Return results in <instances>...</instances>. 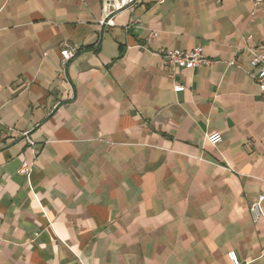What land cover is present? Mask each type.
Masks as SVG:
<instances>
[{
    "label": "crops",
    "instance_id": "1",
    "mask_svg": "<svg viewBox=\"0 0 264 264\" xmlns=\"http://www.w3.org/2000/svg\"><path fill=\"white\" fill-rule=\"evenodd\" d=\"M101 13L0 0V264H232L231 250L264 264L249 211L264 98L247 50H264V5L140 0L102 32ZM197 45L213 65L164 64ZM65 47L79 49L66 76Z\"/></svg>",
    "mask_w": 264,
    "mask_h": 264
},
{
    "label": "built area",
    "instance_id": "2",
    "mask_svg": "<svg viewBox=\"0 0 264 264\" xmlns=\"http://www.w3.org/2000/svg\"><path fill=\"white\" fill-rule=\"evenodd\" d=\"M140 0H102V13L101 18L98 21L100 31L102 32L105 27L112 26L115 16L123 11L135 7ZM162 1V0H161ZM253 4L254 11L258 10L264 5V0H250ZM152 37H157L158 33L153 31L151 33ZM252 39L249 35L246 37V41ZM247 50L251 56V67L253 69V77L258 84L260 94L264 98V50L260 47L247 46ZM79 52V49H70L65 47L61 50V69L66 76L67 66L71 59H73ZM163 62L166 66L171 68H187L193 69L200 65H213L214 60L206 57L204 53V47L197 45L192 49H172L166 48L161 53ZM183 85L175 86V90L183 91ZM25 140L34 145L35 142L31 139L28 132L23 133ZM207 140L212 145H217L223 140V135L221 132H212L207 134ZM21 174L29 176L31 174V167L28 163L24 162L19 170ZM264 181V178H263ZM249 211L254 219L258 221L264 219V193H261L258 198L253 201L249 206ZM228 258L232 264H241V260L236 253V251H229Z\"/></svg>",
    "mask_w": 264,
    "mask_h": 264
}]
</instances>
